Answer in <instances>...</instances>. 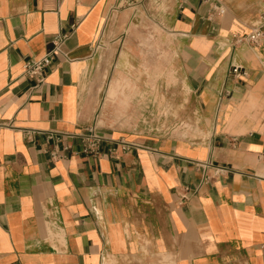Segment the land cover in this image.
I'll list each match as a JSON object with an SVG mask.
<instances>
[{"label":"crops","instance_id":"obj_1","mask_svg":"<svg viewBox=\"0 0 264 264\" xmlns=\"http://www.w3.org/2000/svg\"><path fill=\"white\" fill-rule=\"evenodd\" d=\"M147 4L196 141L85 92ZM263 20L264 0H0V264H264V38L237 42Z\"/></svg>","mask_w":264,"mask_h":264},{"label":"rangeland","instance_id":"obj_2","mask_svg":"<svg viewBox=\"0 0 264 264\" xmlns=\"http://www.w3.org/2000/svg\"><path fill=\"white\" fill-rule=\"evenodd\" d=\"M154 9L156 6L147 4L137 16L128 18L121 42L110 32L100 38L96 49L99 64L87 80L91 85L85 86V92L90 91L100 103V116L106 102L112 117L123 118L126 125L139 123L143 128L150 126L148 131L154 134L196 141L201 135L197 128L193 130L192 117L184 115L185 92L172 88L174 70L162 49L168 42L162 40ZM166 80L168 84L162 82Z\"/></svg>","mask_w":264,"mask_h":264},{"label":"built area","instance_id":"obj_3","mask_svg":"<svg viewBox=\"0 0 264 264\" xmlns=\"http://www.w3.org/2000/svg\"><path fill=\"white\" fill-rule=\"evenodd\" d=\"M209 1V0H207ZM264 38V20L254 26L252 31L237 39V42H247L253 46H258L262 43ZM64 37H56L54 39V49L51 53L47 54L43 59L33 62H28L25 66V75L31 77L35 80L37 86H41L45 80V70L55 59L56 54L58 53L62 43L64 42ZM232 75L238 77L241 75V67L235 66L232 69ZM100 138L94 133L89 134L86 137L87 147L84 149V152L87 154H98Z\"/></svg>","mask_w":264,"mask_h":264}]
</instances>
